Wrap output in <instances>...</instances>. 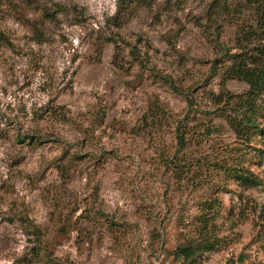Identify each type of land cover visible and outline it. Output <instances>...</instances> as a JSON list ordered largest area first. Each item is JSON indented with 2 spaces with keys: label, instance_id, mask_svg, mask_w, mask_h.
I'll list each match as a JSON object with an SVG mask.
<instances>
[{
  "label": "rangeland",
  "instance_id": "374dc122",
  "mask_svg": "<svg viewBox=\"0 0 264 264\" xmlns=\"http://www.w3.org/2000/svg\"><path fill=\"white\" fill-rule=\"evenodd\" d=\"M116 3L0 0V264H264V136L225 121L254 7ZM206 215L214 250L175 259Z\"/></svg>",
  "mask_w": 264,
  "mask_h": 264
},
{
  "label": "trees",
  "instance_id": "16d2710c",
  "mask_svg": "<svg viewBox=\"0 0 264 264\" xmlns=\"http://www.w3.org/2000/svg\"><path fill=\"white\" fill-rule=\"evenodd\" d=\"M127 2L128 0H117V14L124 10ZM246 2L255 9L254 24L242 25L238 28L234 40L235 51L233 53L226 51L224 56L230 60L225 73L226 78L244 82L247 90L237 97L226 95V101L228 98L234 99L230 109L231 114L225 116V121L239 140L250 143L264 136V125L260 121L264 119V0H246ZM3 39L5 38L0 34V40ZM176 137L179 147H182L184 145L182 136ZM260 153L264 161V151ZM230 173L242 184L257 187L263 183L261 179L248 171L235 168L230 169ZM213 204L208 206L212 207ZM258 211L264 213V204L260 205ZM211 219V216L203 217L198 228L199 239L190 240L187 245L177 247L173 252L175 259L189 261L202 252L214 250L217 241L209 234L207 228ZM33 233L38 235L40 231L33 227ZM237 262L253 264L247 263L242 254L239 255Z\"/></svg>",
  "mask_w": 264,
  "mask_h": 264
}]
</instances>
